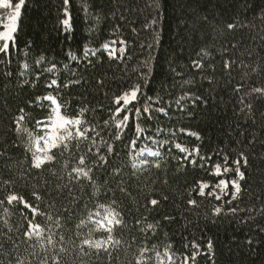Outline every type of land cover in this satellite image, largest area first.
<instances>
[{"label": "trees", "instance_id": "obj_1", "mask_svg": "<svg viewBox=\"0 0 264 264\" xmlns=\"http://www.w3.org/2000/svg\"><path fill=\"white\" fill-rule=\"evenodd\" d=\"M64 8L27 0L0 54V264H264V0ZM48 99L77 127L38 164Z\"/></svg>", "mask_w": 264, "mask_h": 264}, {"label": "rangeland", "instance_id": "obj_2", "mask_svg": "<svg viewBox=\"0 0 264 264\" xmlns=\"http://www.w3.org/2000/svg\"><path fill=\"white\" fill-rule=\"evenodd\" d=\"M0 9H11L8 0H3V5H0ZM14 10L11 11L12 14ZM7 22V21H6ZM110 48H116V55L114 56L111 52H107L112 58H116L118 55H122L124 51L119 49L114 44L109 45ZM137 98V92H130L129 94L122 97L120 103L127 107L130 104L134 103ZM48 102L51 105V114L50 118L44 122H42L39 131L41 134L34 140V152L36 156V160L38 164H42L47 160V154L50 150L55 148L59 142H61L64 138L65 134H68L69 129L72 127H77V123L72 125L61 113L60 106L54 99H48ZM77 132V131H76ZM159 155L157 149L150 148L148 146H143V148L138 152V154L134 157V160L141 163L143 166L148 164L150 159H154ZM216 174L221 175V172L218 171ZM234 187V192H238L239 187L234 182L232 183ZM206 185H202L201 193L204 192ZM236 194V193H235ZM213 195L218 200H221L228 196V185L225 181L220 182L215 190L213 191ZM105 219L100 220L99 226L101 229L108 230L113 226L114 218L109 212H105Z\"/></svg>", "mask_w": 264, "mask_h": 264}, {"label": "snow or ice", "instance_id": "obj_3", "mask_svg": "<svg viewBox=\"0 0 264 264\" xmlns=\"http://www.w3.org/2000/svg\"><path fill=\"white\" fill-rule=\"evenodd\" d=\"M27 0H8L10 6L14 9V12L7 17V22L0 20V54L5 56L10 55V49H15L16 47V36L19 31V21L22 16L23 7ZM0 5H3V0H0ZM64 19L61 21L65 29L71 30V20L70 12L68 10L69 0H64ZM154 23V21H153ZM115 41H113V44ZM121 44L124 42L121 41ZM124 49V47H121ZM104 50L106 52H111L114 56L117 51L115 47L110 48L109 44H104ZM250 243V241H249ZM211 246V245H209Z\"/></svg>", "mask_w": 264, "mask_h": 264}, {"label": "bare ground", "instance_id": "obj_4", "mask_svg": "<svg viewBox=\"0 0 264 264\" xmlns=\"http://www.w3.org/2000/svg\"><path fill=\"white\" fill-rule=\"evenodd\" d=\"M134 92H137V91H134ZM137 96H138V92H137Z\"/></svg>", "mask_w": 264, "mask_h": 264}]
</instances>
